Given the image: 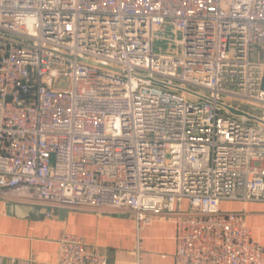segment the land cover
Instances as JSON below:
<instances>
[{
	"label": "built area",
	"instance_id": "obj_1",
	"mask_svg": "<svg viewBox=\"0 0 264 264\" xmlns=\"http://www.w3.org/2000/svg\"><path fill=\"white\" fill-rule=\"evenodd\" d=\"M0 36L1 197L173 222L175 264H264L222 209L264 202V0H0ZM58 243L55 264H114Z\"/></svg>",
	"mask_w": 264,
	"mask_h": 264
},
{
	"label": "crops",
	"instance_id": "obj_2",
	"mask_svg": "<svg viewBox=\"0 0 264 264\" xmlns=\"http://www.w3.org/2000/svg\"><path fill=\"white\" fill-rule=\"evenodd\" d=\"M12 203L24 202L0 196V264H55L64 231L81 235L114 264H175L173 222L155 221L138 230L128 215L67 211L62 217L60 209L33 220L16 216ZM222 209L242 214L253 240L264 246V202H223Z\"/></svg>",
	"mask_w": 264,
	"mask_h": 264
},
{
	"label": "water",
	"instance_id": "obj_3",
	"mask_svg": "<svg viewBox=\"0 0 264 264\" xmlns=\"http://www.w3.org/2000/svg\"><path fill=\"white\" fill-rule=\"evenodd\" d=\"M0 38H4V37L0 36ZM56 87L57 88H69L70 87V77L67 76V77L60 78L56 83ZM10 205H9V208L10 207L13 208L14 214L16 216L27 217L33 220H38L45 216L44 213L41 211L42 207L39 205L25 204V203H12ZM47 210L49 211L50 209L48 208ZM59 212H60V215L64 217L67 210L60 209Z\"/></svg>",
	"mask_w": 264,
	"mask_h": 264
},
{
	"label": "rangeland",
	"instance_id": "obj_4",
	"mask_svg": "<svg viewBox=\"0 0 264 264\" xmlns=\"http://www.w3.org/2000/svg\"><path fill=\"white\" fill-rule=\"evenodd\" d=\"M156 39L154 43V51L156 53L165 52L173 53L175 49V43L172 41L173 33L170 28L157 31L155 33Z\"/></svg>",
	"mask_w": 264,
	"mask_h": 264
}]
</instances>
